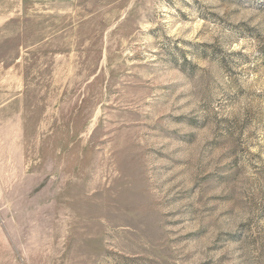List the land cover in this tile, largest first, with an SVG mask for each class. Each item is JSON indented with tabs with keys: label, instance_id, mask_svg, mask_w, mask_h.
<instances>
[{
	"label": "rangeland",
	"instance_id": "obj_1",
	"mask_svg": "<svg viewBox=\"0 0 264 264\" xmlns=\"http://www.w3.org/2000/svg\"><path fill=\"white\" fill-rule=\"evenodd\" d=\"M0 264H264V0H0Z\"/></svg>",
	"mask_w": 264,
	"mask_h": 264
}]
</instances>
